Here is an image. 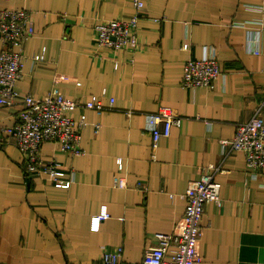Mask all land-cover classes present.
<instances>
[{"label": "crops", "instance_id": "obj_1", "mask_svg": "<svg viewBox=\"0 0 264 264\" xmlns=\"http://www.w3.org/2000/svg\"><path fill=\"white\" fill-rule=\"evenodd\" d=\"M144 2L143 48L114 52L98 47L95 27L130 19L133 0H0V7L32 13L36 33L25 54L45 51L44 61L25 62L21 95L44 97L58 81L72 101L95 96L108 107L115 99L111 111L73 113L87 120L83 155L42 145L43 159L57 158L75 173L67 189L45 175L25 177L23 155L7 132L24 102L0 107V264H93L116 247L123 259L141 263L156 235L176 231L189 181L210 165L225 173L217 176L221 203L205 206L200 264H264V169L249 168L240 151L223 157L220 143L264 104V0ZM213 54L223 71L215 86L185 89V63ZM161 108L183 123L155 148L147 115ZM116 176L126 188L115 186ZM102 207L110 214L104 221Z\"/></svg>", "mask_w": 264, "mask_h": 264}, {"label": "built area", "instance_id": "obj_2", "mask_svg": "<svg viewBox=\"0 0 264 264\" xmlns=\"http://www.w3.org/2000/svg\"><path fill=\"white\" fill-rule=\"evenodd\" d=\"M137 13L128 20H108L95 27V41L98 47L114 52L128 50L138 52L143 48L138 35V22L145 7L144 0H133ZM36 29L32 13L26 9L0 7V107H13L22 100L24 109L18 122L7 130L21 151L26 167L25 177L47 176L58 188H69L74 183L75 173L63 168L62 163L53 158L45 160L40 150L45 143L59 144L65 153L72 156L84 154L82 135L87 126L84 115L79 119L73 113L80 109L95 110L98 113L115 108V99L107 107L102 100L92 97L88 101L77 102L66 99L57 86L48 95L36 98L31 94L21 95L17 82L22 78L25 62L30 57L34 62L45 60V51L26 55L25 45L35 37ZM185 46V45H184ZM259 51H256L258 53ZM114 68L118 69L117 62ZM216 55H205L201 59H190L185 63L182 86L185 89H211L222 76ZM183 117L171 109L161 108L147 115V129L150 131L154 147L161 138L169 137L174 127H181ZM98 131V126L96 127ZM223 157L240 151L246 156V165L253 170L264 169V104L260 105L246 123H240L233 139L220 141ZM118 171L123 168V160L117 159ZM225 171L222 166L210 165L188 183L184 199L185 213L173 234H158V244L150 248L141 263L123 259L122 247L103 249L99 260L93 264H200L202 255L199 242L203 235L202 220L208 203H221L222 182L217 179ZM115 186L126 188V179L114 178ZM110 217L106 207H102L99 220Z\"/></svg>", "mask_w": 264, "mask_h": 264}]
</instances>
